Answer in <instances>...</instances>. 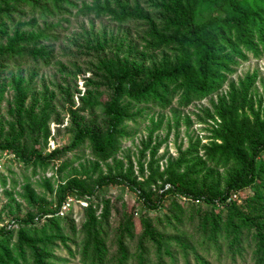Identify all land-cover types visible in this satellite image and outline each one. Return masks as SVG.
Returning <instances> with one entry per match:
<instances>
[{
    "label": "trees",
    "instance_id": "16d2710c",
    "mask_svg": "<svg viewBox=\"0 0 264 264\" xmlns=\"http://www.w3.org/2000/svg\"><path fill=\"white\" fill-rule=\"evenodd\" d=\"M148 1L151 4L141 0H0L2 68L49 66L60 23L75 14L120 25H146V50L175 54L149 68L102 62L109 99L87 102L85 107L91 113L101 109L107 128H79L68 144L50 153L37 149L30 155L19 154L20 164L42 170L59 161L67 165L66 156L82 147L106 161L131 137L127 125L142 115L134 111L137 106L165 110L176 102L186 108L218 92L250 56H264V0ZM145 6L158 17L151 18ZM253 82L254 78L247 79L231 102L221 99L215 107L211 118L217 125L203 148L204 164L192 158L195 146L162 172L151 162L146 176L142 165L143 180L132 178L133 174L113 176L98 180L90 189L78 180L70 181L58 193V208L51 210L45 204L36 217L20 219L17 232L0 230V264H68L56 251L64 247L74 255L69 244L72 236L80 238L77 252L84 264H166L176 250L188 256L193 241L208 253L221 255L226 248L233 259L250 255L254 264H264V116L247 100ZM2 92L0 88V96ZM12 148L0 145V149ZM217 170H226L224 183L213 175ZM111 183H124L138 194L142 204L138 212L115 209L105 199L98 214L100 203L91 197ZM243 192L245 199L233 198ZM68 195L88 199L80 230L73 219L59 213ZM129 241L134 242L133 250ZM113 246L118 251L109 258ZM197 258L208 264L202 256Z\"/></svg>",
    "mask_w": 264,
    "mask_h": 264
},
{
    "label": "rangeland",
    "instance_id": "374dc122",
    "mask_svg": "<svg viewBox=\"0 0 264 264\" xmlns=\"http://www.w3.org/2000/svg\"><path fill=\"white\" fill-rule=\"evenodd\" d=\"M141 1L144 5L151 4L148 0ZM145 7L151 18L158 17L153 8ZM60 24V37L54 44V59L49 66H0V88L3 90L0 96V145L14 146L12 149H0L11 154L0 170V230L12 221L19 224L20 219L36 217L38 208L45 204L51 210L58 208L59 191L73 180H78L89 189L96 187L98 180L113 176L133 174L132 178L143 180L140 177L142 165L146 176L151 162L162 172L182 152L195 150V146L197 152L192 158H200L199 162L204 164L203 148L211 141V130L217 125V121L211 118L215 107L221 99L231 102L236 92H241V86L247 79L254 78L247 100L257 110L261 109L264 116V56L261 59L250 56L218 92L186 108L179 107L176 102L165 110L137 106L134 111H141V118L128 123L131 137L122 142L114 157L100 161L93 156L89 147H82L66 156L67 165L59 161L46 170L35 169L33 165L26 168L20 164L19 154L30 155L37 149L47 154L68 144L79 128L102 131L107 128L108 121L101 109L97 108L91 113L90 108L85 107L87 102H105L109 99L110 88L104 79L107 72L101 67L102 62L113 61L121 66L142 64L149 68L175 56L167 50H146V25H120L108 19L77 17L76 14ZM247 112L250 114L249 108ZM153 152L155 155L152 157ZM204 170L209 171V166H204ZM226 174V170L213 173L223 183ZM96 193L91 200L100 203L98 214L103 209L105 199H109L115 209L138 212L142 207L138 194L124 183H111ZM236 195L238 197L233 198L239 201L247 197L244 192ZM87 203L86 198L78 199L63 210L66 217L75 221L78 230ZM115 217L113 213L111 219ZM13 229L17 232L19 225ZM115 233L116 230L111 237ZM137 240L134 239L135 242ZM79 241L80 238L73 236L69 241L76 251L74 255L63 247L56 251L57 257L69 260L68 264H84L77 252L76 243ZM127 243L133 250L134 242ZM117 251V246L111 247L109 258L114 257ZM198 256L206 259L203 260L208 264H254L250 255L245 259L239 256L233 259L226 248L221 255L213 251L208 253L196 241H193L188 256L176 250L174 259H167L166 264H201Z\"/></svg>",
    "mask_w": 264,
    "mask_h": 264
},
{
    "label": "built area",
    "instance_id": "2783aa9c",
    "mask_svg": "<svg viewBox=\"0 0 264 264\" xmlns=\"http://www.w3.org/2000/svg\"><path fill=\"white\" fill-rule=\"evenodd\" d=\"M11 154H9L8 151H0V170L3 168L4 164L8 161V159L10 158ZM235 198L237 197V195H233ZM78 199L76 197H69L67 198L62 206L60 207L59 213L61 215H64L63 210L67 209L70 206V203H72V201H77ZM86 205V204H85ZM18 224L15 221H12L10 223H8L7 225L3 226L4 229L7 230H12L13 228H15Z\"/></svg>",
    "mask_w": 264,
    "mask_h": 264
}]
</instances>
